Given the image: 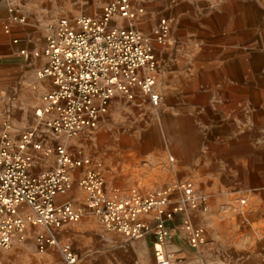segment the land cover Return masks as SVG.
Segmentation results:
<instances>
[{
  "label": "built area",
  "instance_id": "obj_1",
  "mask_svg": "<svg viewBox=\"0 0 264 264\" xmlns=\"http://www.w3.org/2000/svg\"><path fill=\"white\" fill-rule=\"evenodd\" d=\"M143 15L144 7L133 0H110L98 15L59 18L48 25L42 48L46 64L37 76L50 79L53 89L42 96L34 111L35 127L13 142L10 124L5 121L0 140V250L25 241L28 230L36 228L39 251L53 247L65 264H78L71 246L58 239V231L85 214L106 230L131 240L151 235L155 264H176L167 246L172 239L169 224L177 216L188 244L195 249L205 244V228L192 217L208 211V195L191 181L145 191L134 188L122 197H111L100 169L90 167V157L71 154L65 142L50 147L37 138L39 132L52 133L63 141L90 133L113 99L134 100L137 91L158 107L160 97L152 74L156 69L155 45L167 41L171 24L161 17L152 31L145 33L137 28ZM10 21L25 25L26 18L11 8ZM13 42L18 43V39ZM20 53L26 58L40 55L35 50ZM30 148L41 151L44 157L54 154L55 168L32 174ZM82 166L87 169L77 185L84 206L58 202L56 197L72 189L74 171Z\"/></svg>",
  "mask_w": 264,
  "mask_h": 264
},
{
  "label": "crops",
  "instance_id": "obj_2",
  "mask_svg": "<svg viewBox=\"0 0 264 264\" xmlns=\"http://www.w3.org/2000/svg\"><path fill=\"white\" fill-rule=\"evenodd\" d=\"M9 4V0H0V140L4 122L7 121L10 124L9 137L16 142L22 132L36 126L34 111L41 105L42 96L51 91L53 85L50 79L37 76V71L46 64L42 48L47 29L11 23ZM6 26L10 28L8 31ZM14 39H18V43H14ZM21 50L40 51V55L26 58L20 53ZM156 56L160 65L163 59L159 53ZM156 77L158 84L155 90L162 97L158 107L161 106L164 110L162 126L171 130L173 137L170 144L178 152L181 164L180 172L171 169L175 177L177 178V173L182 178L189 177L197 169L206 174L223 171L233 175L241 187L250 186L251 190H262L264 142L258 147L255 144L259 137L264 138L263 117L261 110L247 105V100L243 99V90H201L191 87L185 81L183 62L179 61L174 67L159 66ZM126 107L145 111L154 108L137 91L134 100L123 97L113 99L106 118H112L116 111ZM218 122H227L231 126L227 141L220 144L213 141ZM37 138L43 145L50 147L65 142L71 154L90 157V167H98L103 171L108 195L109 190L123 193L138 187L145 191L160 184V178H157L161 175L160 162L152 154H144L139 171L136 172L143 177L133 181L131 178H121L115 167L101 159L99 154H85L81 146L83 138L63 141L49 132H39ZM138 141L147 145L151 139L147 136ZM28 151L33 154L30 168L32 174L55 168L54 154L44 157L41 151L32 148ZM171 158L173 161V157ZM86 169V166H82L74 171L72 189L66 194L58 195V202L68 201L76 208L84 206L77 181ZM73 193L79 197H74ZM169 225L172 239L167 249L174 254L176 264H262L258 260L239 262L232 257H226L219 249L208 248L201 251L200 248H192L188 244L181 218L177 216ZM35 235L36 228H31L25 241H15L9 249L0 250V264H19L21 260H24L23 264H65L57 249L49 247L45 251H39L35 244ZM58 239L71 246L78 264H155L151 235L131 240L106 230L98 220L88 214L77 223L64 225L58 231Z\"/></svg>",
  "mask_w": 264,
  "mask_h": 264
},
{
  "label": "rangeland",
  "instance_id": "obj_3",
  "mask_svg": "<svg viewBox=\"0 0 264 264\" xmlns=\"http://www.w3.org/2000/svg\"><path fill=\"white\" fill-rule=\"evenodd\" d=\"M9 1V6L26 18V26L47 29L59 18L98 15L110 0ZM133 2L144 7L137 28L145 33L152 31L159 18L170 20L167 41L155 45L156 69L152 73L155 89L159 66L170 68L177 66L178 61L183 62L185 81L191 87L201 90L241 88L247 105L261 110L264 127V0ZM158 53L163 59L160 65ZM163 112L161 106L148 111L126 107L116 111L112 118H106L105 114L96 129L78 136L84 140L82 150L90 156L99 154L115 167L121 178L133 181L143 177L136 172L144 154H152L160 162L161 175L157 177L160 184L151 186V190L187 180L208 195V211L192 217L206 231L201 251L219 249L226 257L239 262L258 260L264 264V186L262 190L241 187L233 175L223 171L206 174L197 169L189 177L182 178L177 173L176 178L171 169L180 172L181 164L178 152L170 144L173 134L168 127L162 126ZM230 131L227 122H218L213 141L219 144L227 141ZM147 136L150 144L138 141ZM262 142L264 138L259 137L255 145L261 146ZM100 171L103 175L102 169ZM130 173L136 174L129 177ZM131 190L123 193L109 190L108 193L112 197H122ZM73 196L79 197L76 193ZM22 262L24 260L19 264Z\"/></svg>",
  "mask_w": 264,
  "mask_h": 264
}]
</instances>
